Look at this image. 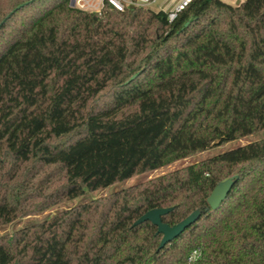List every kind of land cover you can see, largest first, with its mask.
I'll return each instance as SVG.
<instances>
[{
    "label": "trees",
    "instance_id": "obj_1",
    "mask_svg": "<svg viewBox=\"0 0 264 264\" xmlns=\"http://www.w3.org/2000/svg\"><path fill=\"white\" fill-rule=\"evenodd\" d=\"M70 2L0 0V228L264 129V0ZM159 208L200 215L160 249L134 225ZM0 264H264V138L0 236Z\"/></svg>",
    "mask_w": 264,
    "mask_h": 264
},
{
    "label": "rangeland",
    "instance_id": "obj_2",
    "mask_svg": "<svg viewBox=\"0 0 264 264\" xmlns=\"http://www.w3.org/2000/svg\"><path fill=\"white\" fill-rule=\"evenodd\" d=\"M150 1L151 0H149V2ZM162 2H163V0H155L153 3H149V4L148 3L146 4L143 2H138V5H141L144 8H149L151 10L158 11V10H160V4ZM71 137L72 136L65 137V138H63V140H68ZM262 138H264V129L254 133V134L242 137V138L234 140V141H230V142L218 145V146L214 145L206 151L194 154V155L186 157L184 159H180V160L175 161L171 164L165 165V166H163L157 170L133 176L132 178H129L128 180H126L124 182L115 183V184L110 185V186H108L104 189H101V190H95V191L87 192L83 196L63 201L57 205L50 206L49 208H47L41 212L33 213V214L28 215V216L18 218L12 224L1 227L0 228V236L10 235V234H12L13 231H15L17 229L27 227V226H30L32 224H36L38 222H41V221L51 217L55 213L62 211L64 209L70 208L72 206H77V205L86 203L92 199H96L99 197L106 196V195H108L114 191L126 188L130 185L144 182L148 179L166 174V173L171 172L173 170L183 168L189 164H193V163L198 162L200 160L209 158V157L216 155V154H219L223 151L230 150V149L236 148L238 146L245 145V144L253 142V141H257V140L262 139Z\"/></svg>",
    "mask_w": 264,
    "mask_h": 264
},
{
    "label": "water",
    "instance_id": "obj_3",
    "mask_svg": "<svg viewBox=\"0 0 264 264\" xmlns=\"http://www.w3.org/2000/svg\"><path fill=\"white\" fill-rule=\"evenodd\" d=\"M240 2L237 1L235 5H238ZM70 6H74L73 0L70 2ZM130 7H133L131 5ZM234 179L228 178L224 181L217 183L209 196L206 199V202L210 209H216L221 202L226 198L231 188L233 187ZM171 211V208H159L152 209L142 215L137 221L134 222V225L142 223L144 221H149L152 225L157 228V233L160 234L161 240L159 248H163L167 243L178 237L186 228L192 225L200 215V210H195L185 217L179 223L169 226L162 223L161 217Z\"/></svg>",
    "mask_w": 264,
    "mask_h": 264
},
{
    "label": "built area",
    "instance_id": "obj_4",
    "mask_svg": "<svg viewBox=\"0 0 264 264\" xmlns=\"http://www.w3.org/2000/svg\"><path fill=\"white\" fill-rule=\"evenodd\" d=\"M192 0H179L177 4L169 10H166L167 12V20L168 21H173L179 12L184 10V8L191 2ZM74 6L79 9H85L89 11H94L98 12L101 7L103 6L104 0H99L100 2V8L95 7L94 4H92L91 0H73ZM138 2H143V3H149V0H105V4L113 10L116 11H123L126 6H131V5H138ZM199 257V253L197 251H193L189 258L188 261H194Z\"/></svg>",
    "mask_w": 264,
    "mask_h": 264
},
{
    "label": "crops",
    "instance_id": "obj_5",
    "mask_svg": "<svg viewBox=\"0 0 264 264\" xmlns=\"http://www.w3.org/2000/svg\"><path fill=\"white\" fill-rule=\"evenodd\" d=\"M126 1V0H125ZM155 0H151L149 3H153ZM179 0H163V2L160 4V10H169L172 9L178 2ZM224 2L235 5L237 1L241 2L243 0H223ZM92 4H94L95 7L100 8V2L99 0H91ZM148 3V4H149Z\"/></svg>",
    "mask_w": 264,
    "mask_h": 264
}]
</instances>
